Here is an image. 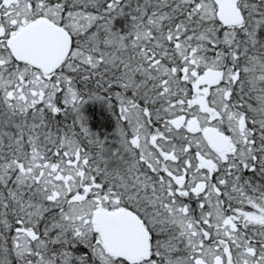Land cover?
I'll return each instance as SVG.
<instances>
[{"label": "snow or ice", "instance_id": "6c2138e0", "mask_svg": "<svg viewBox=\"0 0 264 264\" xmlns=\"http://www.w3.org/2000/svg\"><path fill=\"white\" fill-rule=\"evenodd\" d=\"M0 264H264V0H0Z\"/></svg>", "mask_w": 264, "mask_h": 264}]
</instances>
